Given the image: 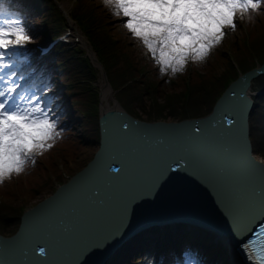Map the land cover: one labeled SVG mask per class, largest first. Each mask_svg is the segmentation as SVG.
<instances>
[{
    "label": "water",
    "instance_id": "1",
    "mask_svg": "<svg viewBox=\"0 0 264 264\" xmlns=\"http://www.w3.org/2000/svg\"><path fill=\"white\" fill-rule=\"evenodd\" d=\"M260 73L264 68L234 82L204 119L145 123L119 111L106 113L101 118V143L91 163L29 210L13 238L0 237V264H105L137 232L169 222L222 233L237 245L234 222L259 216L252 205L258 203L264 184V164L252 154L249 137L253 106L249 90ZM228 119L236 122L233 131L239 143L211 127L222 120L226 128L231 127ZM195 128L201 129V135H193ZM175 153L190 159L180 161L179 169L172 165L152 195L133 201L118 243L96 247L103 232L119 226L117 217L125 200L151 182L156 164ZM109 165L123 166L119 177ZM89 244L92 247L81 255V247ZM45 245L43 257L37 246Z\"/></svg>",
    "mask_w": 264,
    "mask_h": 264
},
{
    "label": "snow or ice",
    "instance_id": "2",
    "mask_svg": "<svg viewBox=\"0 0 264 264\" xmlns=\"http://www.w3.org/2000/svg\"><path fill=\"white\" fill-rule=\"evenodd\" d=\"M104 4L113 16L121 18L119 22L127 33L143 46L164 74L183 71L189 61H203L222 42L225 31L235 29L237 17L260 10L261 0H104ZM32 41L20 14L6 8L0 0V182L35 164L36 157L51 149L60 135L51 82L36 83V71L26 54ZM129 123L124 124L127 131L131 130ZM227 124L231 127L226 128L224 120L211 127L222 129L239 143L238 134L233 131L236 122L228 119ZM193 135H201V129L195 128ZM244 154L250 158V153ZM189 159L183 153H175L156 164L151 182L139 187L137 195L123 203L117 217L119 226L103 232L95 246L118 243L133 201L152 195L172 165L179 169L180 161ZM108 168L115 177L123 171V166ZM252 211L264 219V184ZM250 222H255L254 216L244 223L234 222L233 237L246 264H264V223L253 230ZM37 247L40 256L46 257L47 246ZM90 247L92 244L81 247V255ZM181 264L197 262L188 258Z\"/></svg>",
    "mask_w": 264,
    "mask_h": 264
},
{
    "label": "trees",
    "instance_id": "3",
    "mask_svg": "<svg viewBox=\"0 0 264 264\" xmlns=\"http://www.w3.org/2000/svg\"><path fill=\"white\" fill-rule=\"evenodd\" d=\"M37 7H43L42 2ZM82 8L91 27L96 29L92 37L97 46L102 47L105 58L103 63L113 85L120 87L129 79L137 77V68L144 63L149 69L158 70L154 63L141 57L149 55H144L143 46L127 33L119 22L121 18L111 14L104 0H83ZM242 20L247 23L251 33L250 47L244 44L238 22L234 30L227 29L222 42L211 51L208 59L194 62L193 95L187 110L182 107V95L178 94L179 89L184 88L183 79H180L176 86H172L171 90L158 89L153 96V105L145 102L144 98L149 96L145 91L144 80L141 79L119 93L118 98L124 108L132 115L136 114L137 108L142 109L147 121L168 118L180 121L188 117L208 114L212 109L214 98L224 89L225 80L229 76H235L228 52L234 56L243 71L253 66L254 55L260 60L264 58V0H261L260 10L246 14ZM31 26L35 30L33 36L39 37L36 24ZM198 72H203L202 76ZM254 86L264 92V76L256 80ZM67 113L71 115L69 110ZM96 126V120L92 119L94 135L91 142L83 136L71 135L64 143L66 152L60 158L51 150L37 162L31 175H12L0 183V196L5 201L4 206L0 205V227L3 234L10 235L17 230L20 204L36 199L40 192H47L51 180L61 179V173H71L73 170L81 169L86 158L97 149ZM250 138L254 152L264 156V95L256 99L250 114ZM3 213L7 215L5 218L1 217ZM131 247L130 243L124 245L108 264H127L132 253ZM227 255L223 247H220L217 261L221 257L222 264H231Z\"/></svg>",
    "mask_w": 264,
    "mask_h": 264
},
{
    "label": "rangeland",
    "instance_id": "4",
    "mask_svg": "<svg viewBox=\"0 0 264 264\" xmlns=\"http://www.w3.org/2000/svg\"><path fill=\"white\" fill-rule=\"evenodd\" d=\"M108 95L110 96V98H109L110 105H111V107H114V106L116 105V101H115L114 93L111 92V91H109V92H108ZM105 105H106V103H105ZM139 113H141V116L144 117V114H142L141 110H139ZM75 124L78 125V123H76V121H75ZM79 133H80V129L77 128V130L74 132V135H77V134H79ZM263 158H264V157H263ZM48 194H49V192H43L41 195H39L38 199H37V200H33V201L30 203V205L39 202L40 199H43L44 197L48 196Z\"/></svg>",
    "mask_w": 264,
    "mask_h": 264
},
{
    "label": "bare ground",
    "instance_id": "5",
    "mask_svg": "<svg viewBox=\"0 0 264 264\" xmlns=\"http://www.w3.org/2000/svg\"><path fill=\"white\" fill-rule=\"evenodd\" d=\"M108 91H109V88L105 89L103 91L104 92V95H107ZM106 98H107V96H106ZM105 109H106V111L107 110L115 111V110H118V105L116 104L114 107H111L110 102L107 101V105L105 106ZM261 161L264 163L263 160H261ZM235 258H236L237 263L238 264H241V260L239 259V257L237 255L235 256Z\"/></svg>",
    "mask_w": 264,
    "mask_h": 264
}]
</instances>
